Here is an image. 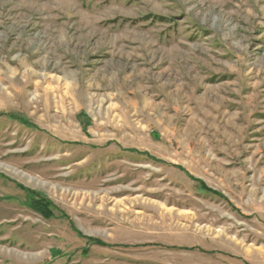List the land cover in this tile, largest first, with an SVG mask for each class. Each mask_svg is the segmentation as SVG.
Here are the masks:
<instances>
[{
    "label": "rangeland",
    "instance_id": "374dc122",
    "mask_svg": "<svg viewBox=\"0 0 264 264\" xmlns=\"http://www.w3.org/2000/svg\"><path fill=\"white\" fill-rule=\"evenodd\" d=\"M0 264H264V0H0Z\"/></svg>",
    "mask_w": 264,
    "mask_h": 264
}]
</instances>
